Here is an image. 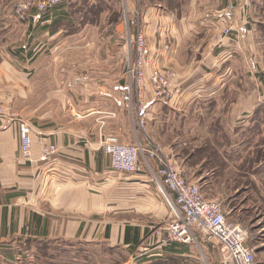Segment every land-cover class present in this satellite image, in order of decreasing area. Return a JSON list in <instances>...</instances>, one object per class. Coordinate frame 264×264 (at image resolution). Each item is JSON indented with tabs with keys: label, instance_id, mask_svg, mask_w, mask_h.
Returning a JSON list of instances; mask_svg holds the SVG:
<instances>
[{
	"label": "crops",
	"instance_id": "obj_1",
	"mask_svg": "<svg viewBox=\"0 0 264 264\" xmlns=\"http://www.w3.org/2000/svg\"><path fill=\"white\" fill-rule=\"evenodd\" d=\"M72 2L49 9L43 14L48 18L39 17L34 24L30 19L22 37L33 38L34 26L44 27L45 19L69 22ZM144 2L135 6L132 1L130 10L143 8V31L150 49L158 53V66L174 70L173 85L181 88L180 94L165 99L154 98L151 86L145 85L151 137L165 145L185 174L192 169L189 178L200 189L202 180L209 182L206 174L216 175L219 168L221 181L217 176L215 185L237 194L241 185L235 188L236 179L246 168L242 159L229 161L225 154L233 148L253 150L255 141L249 145L248 136L263 113L255 108L256 83L248 64L256 56L255 28L242 13L248 0ZM9 19L10 12L0 18L1 25L10 27ZM227 27L230 31L223 35ZM39 52H21L25 63L0 50V264H79L80 246L85 260L96 246L122 251L126 259L111 264H206L202 245L164 240L161 227L171 214L150 172L114 171L100 148L107 134L124 144H146L135 102L111 99L72 61L64 67L35 66L32 59ZM21 121L31 128L29 160L20 156ZM229 136L241 140L232 147L224 141ZM207 143L222 161L206 172L202 159L195 170L188 163L191 154ZM51 144L56 150L42 155ZM252 180L243 188L245 208L263 218L264 205L259 204L264 201V178Z\"/></svg>",
	"mask_w": 264,
	"mask_h": 264
},
{
	"label": "rangeland",
	"instance_id": "obj_2",
	"mask_svg": "<svg viewBox=\"0 0 264 264\" xmlns=\"http://www.w3.org/2000/svg\"><path fill=\"white\" fill-rule=\"evenodd\" d=\"M22 1L27 0H0V18L3 20V17L6 18V15L10 12L9 21L11 20L12 22L10 27H7L5 23L1 25L4 21H0V50H6L10 56L17 54L16 59L19 62L25 63L26 58L23 57V54H20L21 52L26 50L33 53L34 51L40 50L37 56L32 59V61L37 60L35 66L64 67L70 66V62L72 61L75 67L79 69L81 67L84 68L83 71L90 77V80L98 81L99 87L106 89V92L110 93L111 99L118 100L119 97L126 102L129 100L126 69L129 64V59L131 60L133 56V42L131 39H128L133 34L135 27H133V24L135 25L138 17H140L139 20L142 23L143 8L136 7L134 11L130 9L133 8L132 1L135 6H139L142 0H74L72 3H75V10L74 12L73 10L71 11L72 18H70L69 22L45 19L48 22H45L44 27L37 28V26H34L36 28L34 30L35 36L27 40L22 37V34L23 30L28 29V21L31 19L32 24H34V20L40 18H32L30 16L26 19H21L14 12V6ZM143 1L148 3V0ZM242 13L251 23L253 30L255 28L256 54H253L256 56H253L254 58L250 57L248 64L251 69L250 71L254 74L256 83L254 85L255 108L257 109L259 107L263 110V113H260L256 117L254 121L255 127L251 129L252 134L248 136L249 145L253 143V140L255 141L253 150H249V152L245 148H238L236 150L233 148V150L229 149L225 156L229 161H238L239 159L251 160L252 166L250 171L247 168L248 164L245 165V171L248 174L250 173V176H247L246 179H253L259 183L264 178V116L261 115H264V82L259 83L260 81H258L257 75L259 73L264 81V0H248V6H244ZM40 17L48 18V15H42ZM62 28L63 31L59 32ZM43 29L44 32L46 31L45 35H43ZM54 32H59L57 34L58 36L55 35L50 38ZM77 33L81 36L70 37V35ZM36 35H39L40 39L36 40ZM71 52L74 54H71ZM151 52L154 55L155 64L158 66V53L152 50ZM71 56L73 57L71 58ZM61 57L63 58L60 59ZM44 76L49 77L50 74ZM147 84L149 83L147 82ZM136 121L145 139L148 136L147 139H152L160 143L167 152V148L160 140L151 137L148 124L145 123V126L141 129L138 120ZM239 131L238 129L236 135L240 133ZM219 136V138L224 137L222 134ZM147 139L146 144L140 141L139 143L145 147L150 141L148 140L147 142ZM240 140L241 137L238 139L233 138L232 140V137L229 136L224 141L229 146L234 147ZM244 141H246V138ZM212 149H215V147L210 143L194 148L191 154V157H193L188 163L196 170L199 168V162L203 159L205 161V169H207L206 172H210L209 169L215 168L219 165V161H222L220 156L212 158L209 155L213 151ZM257 153L260 155L256 156ZM168 154L171 155L170 152ZM214 172L216 175L206 174L209 182L205 183L202 180L203 185L201 191L204 197L221 203L226 217L247 230V244L254 250L255 264H264V217H255L254 213L244 214L243 210L245 208L242 206L247 205V202L241 201L246 197L247 191H242L240 195L232 199L236 193L230 191L228 187H218L215 185V178L217 176L219 177V182L221 181L220 175L222 171L218 168V171ZM190 173L186 172L185 174L184 172L188 179H190ZM209 177H213L212 181ZM252 193L253 191L251 190L249 197L253 196ZM232 205L237 206V210L232 211L230 209ZM248 205L250 206L249 202ZM259 205H264V202ZM260 208L262 209L261 213H264L263 207ZM257 212L260 213V211H255L256 214ZM197 236L199 244L202 245L206 252V255L204 254L203 257L205 258V263L223 264L219 247L209 241L203 234H198ZM199 244L196 245L199 246ZM80 247L79 264H86L88 261H90L88 264H111L113 259H119V261L126 259L122 251L105 249V246H96L94 250L90 251V259L85 260L87 257H85L84 249H82V246ZM131 255L134 257L133 254Z\"/></svg>",
	"mask_w": 264,
	"mask_h": 264
},
{
	"label": "built area",
	"instance_id": "obj_3",
	"mask_svg": "<svg viewBox=\"0 0 264 264\" xmlns=\"http://www.w3.org/2000/svg\"><path fill=\"white\" fill-rule=\"evenodd\" d=\"M67 1L70 0L22 1L14 6V12L21 19L30 16L37 18ZM139 18L128 39L133 42V56L129 59L126 78L128 99L135 102L137 120L142 129L148 116L149 103L145 96L147 82L154 98L171 99L173 94H180L181 88L173 85L177 77L174 70L155 64ZM229 31V27L225 28L223 35ZM3 115L4 109L0 105V116ZM19 136L20 156L29 160L32 139L31 128L26 122H19ZM100 148L109 156L110 168L114 171L134 173L145 168L150 172L171 214V218L161 227L166 242L199 244L197 235L203 234L219 247L223 264H255L254 250L247 244V230L226 217L221 203L206 199L200 186L185 176L183 169L160 143L150 140L145 147L139 141L133 145L124 144L115 135L107 134L100 140ZM55 150V145L51 144L43 148L42 155Z\"/></svg>",
	"mask_w": 264,
	"mask_h": 264
},
{
	"label": "trees",
	"instance_id": "obj_4",
	"mask_svg": "<svg viewBox=\"0 0 264 264\" xmlns=\"http://www.w3.org/2000/svg\"><path fill=\"white\" fill-rule=\"evenodd\" d=\"M71 4V3H70ZM213 151H211L210 153H209V155L212 157V158H214V157H216V156H220L217 152H216V150L215 149H212ZM258 155H260L259 153H257L256 154V156H258ZM204 157V156H203ZM221 158V157H220ZM251 160H247V159H245V160H243V166H242V168H244L245 167V165L246 164H248V171H250V169H251ZM241 174H239L238 175V178L236 179L237 180V185H234L235 186V188H238V186H240L241 187V190L240 191H238L237 192V194H235L233 197H232V199H235L238 195H240V193L242 192V191H245V189H243L244 188V186H247V183L250 181L249 179H246L247 178V176H248V173L247 172H240ZM233 186V187H234ZM231 187H229L228 189H230ZM248 188V187H247ZM246 199H247V197L245 198L244 197V199H242V201L241 202H247L246 201ZM264 202V201H263ZM237 208V206H231L230 207V209L233 211V210H235ZM243 208H245V206L243 207ZM237 210V209H236ZM243 212H244V214H246L247 213V210H246V208L243 210Z\"/></svg>",
	"mask_w": 264,
	"mask_h": 264
}]
</instances>
